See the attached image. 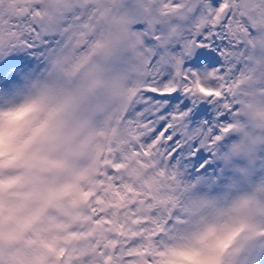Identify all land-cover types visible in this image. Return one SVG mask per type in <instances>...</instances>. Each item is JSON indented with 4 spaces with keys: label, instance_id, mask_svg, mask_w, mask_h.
<instances>
[{
    "label": "clouds",
    "instance_id": "clouds-1",
    "mask_svg": "<svg viewBox=\"0 0 264 264\" xmlns=\"http://www.w3.org/2000/svg\"><path fill=\"white\" fill-rule=\"evenodd\" d=\"M25 2L39 4L32 14L42 29L72 11L59 0ZM151 11L143 0H97L75 43L39 72L0 86V264L264 262V94L235 103L216 149L219 178L196 176L185 185L170 229L140 242L146 255L125 261V249L115 251L109 233L121 234L119 202L110 228L93 220L109 123L143 83L136 76L145 58L138 25ZM5 12L14 14L7 5ZM193 45L184 40L181 48Z\"/></svg>",
    "mask_w": 264,
    "mask_h": 264
},
{
    "label": "rangeland",
    "instance_id": "rangeland-1",
    "mask_svg": "<svg viewBox=\"0 0 264 264\" xmlns=\"http://www.w3.org/2000/svg\"><path fill=\"white\" fill-rule=\"evenodd\" d=\"M185 1L143 0L151 6L150 17H155L156 12L165 15L167 9L183 7ZM59 2L71 4L72 11L50 21L48 27L42 29L37 23L38 17L32 14V8H38L39 4L32 2V7H27L25 0H0V59L9 55L25 56L29 54L30 46H41L40 53L31 60V64H24L25 72L20 79L39 72L45 67L48 59L62 46L71 45L79 39L80 33L90 23L91 10L97 0H59ZM152 2H155L154 6ZM226 2L233 3V0H226ZM204 4L206 0H194L177 16H171V18L164 16L161 21L156 19V24L153 22L146 25L147 23L143 22L138 25L139 31L143 34L145 53L142 65L136 69L139 80L144 81L148 75V56L155 54L157 50L167 56L170 64L179 57L180 53L187 55V49L181 48V43L184 40L195 41V33L204 14ZM6 5L14 14L10 16L6 14ZM235 5L238 22L232 25V30L237 33L242 42L239 48L229 55L226 63L229 68L227 73L229 95L234 103H238L253 95L264 94V0H235ZM22 8L27 10L22 11ZM248 28L251 29L250 33L247 31ZM153 34H156L158 39L151 44H146V37H152ZM142 86L143 83L139 85V88ZM135 92L136 90L123 110L109 123L110 134L107 147L101 151L100 168L97 174L103 195L97 201L99 207L93 206V220L105 228H110L113 222L107 211L109 209L105 210V205L111 200L106 197L111 196L113 201L117 198L120 200L121 196L124 199L125 194L122 192L131 190L135 192L131 194L137 196L138 202H142L144 214H140L142 216L140 220L143 221L141 226L147 229L145 234L152 239L153 228L161 225L164 230L170 229L171 222L178 218L176 215L180 209L179 203L176 202L178 194L185 185L194 183L196 176L189 173L186 168L177 165L175 161L169 163V158L162 148L158 149L154 145L150 147L141 139L131 118L128 117L129 106ZM106 162L111 169L105 167ZM131 163L135 164L132 173L123 175L126 166ZM207 182L204 177H201L199 183ZM130 195L127 196L128 200L135 199ZM137 206V204L131 205L128 210L131 218L129 223H132L130 234L136 231L133 219L136 214L138 215ZM168 216L171 217L170 220H166ZM109 235L112 236V233ZM129 236L131 238L132 235ZM124 239L122 238L119 248L115 251H119L121 246H126ZM126 259L124 257L125 261Z\"/></svg>",
    "mask_w": 264,
    "mask_h": 264
},
{
    "label": "snow or ice",
    "instance_id": "snow-or-ice-1",
    "mask_svg": "<svg viewBox=\"0 0 264 264\" xmlns=\"http://www.w3.org/2000/svg\"><path fill=\"white\" fill-rule=\"evenodd\" d=\"M203 13L187 55L180 53L171 64L159 50L148 56V75L131 100L128 117L141 139L162 148L169 163L210 180L219 178L216 149L225 141L236 111L226 62L242 41L232 30L238 22L235 0H206ZM155 39L153 34L145 43ZM40 51L35 45L28 55L0 59V86L20 79L24 64L30 65Z\"/></svg>",
    "mask_w": 264,
    "mask_h": 264
},
{
    "label": "trees",
    "instance_id": "trees-1",
    "mask_svg": "<svg viewBox=\"0 0 264 264\" xmlns=\"http://www.w3.org/2000/svg\"><path fill=\"white\" fill-rule=\"evenodd\" d=\"M193 1L194 0H186L184 2V4H183V7H177V8L173 7V8L167 9L166 10L167 12L165 13V15H164V13H160L159 12V14H158V12H156V16H155L156 18L154 16H151V17L148 16L147 20L144 23H147L146 25H149L150 23H153V22L156 24V22H155L156 19L157 20L160 19V21H161L164 18V16H165V18H171V16H173V17L177 16L178 13H181L182 11H184L185 6L188 7ZM152 4L154 6L155 2H152ZM172 19H170V20H172ZM113 191H115V190H113ZM128 191L125 192V190H124L122 192L123 194H125V198L124 199L122 198L123 196H121L120 200H119V198H117L116 201H113L112 199H110L111 202H109L110 206H109V204H107V206H108L107 208L109 209L107 211L109 213H111L115 209V206L117 205V202H119V208L117 210L118 219L115 221V223L120 227L121 234L119 236H117V234L113 232L112 233V237H115L117 239V241H118V243L115 246V249L119 248L120 241H122V238L123 239L125 238L124 239V244L126 246L125 247L123 246V248L126 250L127 255L124 256V257L127 258L126 260H131L135 256H140V255H145L146 254V250L143 248V246H142V244L140 242L145 237H148V235L145 234L147 229H145L143 226H141L143 221L140 220L141 217H142L140 214H144V210L142 208V202L141 201L138 202V200L136 199L137 196L135 194H133V195L131 194V193H135L134 191H131V190L129 192ZM130 194L136 199V201L133 198L128 200L127 196L130 195ZM131 200H133V201H131ZM107 203H108V200H107ZM112 203H113V205H112ZM130 204L131 205H136V204L138 205L137 209H136L138 215L136 214L134 216V219H133V226H134V228H136V231H134L132 234H130V230L128 228V225L132 224V223H129V221H128V223H124L121 219H119V217H121V216H123L125 214L128 217H130V213L128 211V210H130V207H131ZM105 210H106V208H105ZM138 210L140 212H138ZM162 211H163V209H162ZM170 219H171L170 216H168L166 218V220H170ZM112 222H113V220H112ZM110 224H111V222H110ZM162 232H164L163 226H161V225L156 226L155 228H153V230L151 232L152 238L155 237V235H157L159 233H162ZM129 235H132L131 238H129L130 237ZM130 242H131L132 245L130 244ZM129 250H134V251H129Z\"/></svg>",
    "mask_w": 264,
    "mask_h": 264
},
{
    "label": "water",
    "instance_id": "water-1",
    "mask_svg": "<svg viewBox=\"0 0 264 264\" xmlns=\"http://www.w3.org/2000/svg\"><path fill=\"white\" fill-rule=\"evenodd\" d=\"M105 167H106L107 169H111V167H110V165H109L108 162L105 163Z\"/></svg>",
    "mask_w": 264,
    "mask_h": 264
}]
</instances>
